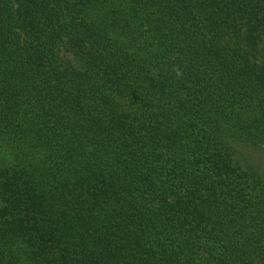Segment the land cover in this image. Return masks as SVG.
<instances>
[{
    "label": "trees",
    "instance_id": "1",
    "mask_svg": "<svg viewBox=\"0 0 264 264\" xmlns=\"http://www.w3.org/2000/svg\"><path fill=\"white\" fill-rule=\"evenodd\" d=\"M264 0H0V264H264Z\"/></svg>",
    "mask_w": 264,
    "mask_h": 264
},
{
    "label": "rangeland",
    "instance_id": "2",
    "mask_svg": "<svg viewBox=\"0 0 264 264\" xmlns=\"http://www.w3.org/2000/svg\"><path fill=\"white\" fill-rule=\"evenodd\" d=\"M236 149V159L239 160L241 165H246L247 163L253 164L258 167L264 176V150L247 148L243 146H235Z\"/></svg>",
    "mask_w": 264,
    "mask_h": 264
}]
</instances>
